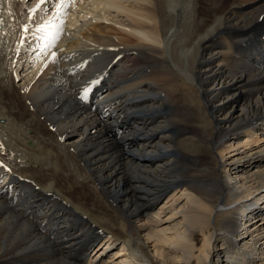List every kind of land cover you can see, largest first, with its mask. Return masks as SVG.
<instances>
[{
    "label": "bare ground",
    "instance_id": "1",
    "mask_svg": "<svg viewBox=\"0 0 264 264\" xmlns=\"http://www.w3.org/2000/svg\"><path fill=\"white\" fill-rule=\"evenodd\" d=\"M37 3L0 0V264H264V0Z\"/></svg>",
    "mask_w": 264,
    "mask_h": 264
},
{
    "label": "snow or ice",
    "instance_id": "2",
    "mask_svg": "<svg viewBox=\"0 0 264 264\" xmlns=\"http://www.w3.org/2000/svg\"><path fill=\"white\" fill-rule=\"evenodd\" d=\"M44 2H45V0H38L37 7H39ZM71 2H72V0H59L58 7H61V8L67 7ZM25 30H27V29H25ZM87 95H88V89H85L84 92H83V95L81 96V99L82 100L83 99H86L87 98Z\"/></svg>",
    "mask_w": 264,
    "mask_h": 264
},
{
    "label": "rangeland",
    "instance_id": "3",
    "mask_svg": "<svg viewBox=\"0 0 264 264\" xmlns=\"http://www.w3.org/2000/svg\"><path fill=\"white\" fill-rule=\"evenodd\" d=\"M111 15H113V14H111ZM3 178H4V177H3ZM0 182H1V181H0ZM178 191L180 192V191H181V188H179ZM118 249H119V248H118ZM118 249H117V250H118ZM117 250H116V252H117ZM113 254H115V251H112V252H111L110 254H108L106 257H109V256L111 257V255H113ZM106 257H105V258H106ZM263 257H264V253H263V255L261 256V259H263ZM113 264H114V263H113ZM216 264H217V263H216ZM219 264H220V263H219Z\"/></svg>",
    "mask_w": 264,
    "mask_h": 264
}]
</instances>
